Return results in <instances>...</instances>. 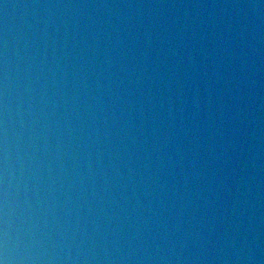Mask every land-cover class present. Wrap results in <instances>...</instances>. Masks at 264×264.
Returning a JSON list of instances; mask_svg holds the SVG:
<instances>
[{"label":"water","instance_id":"1","mask_svg":"<svg viewBox=\"0 0 264 264\" xmlns=\"http://www.w3.org/2000/svg\"><path fill=\"white\" fill-rule=\"evenodd\" d=\"M0 264H264V0H0Z\"/></svg>","mask_w":264,"mask_h":264}]
</instances>
